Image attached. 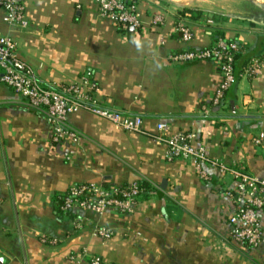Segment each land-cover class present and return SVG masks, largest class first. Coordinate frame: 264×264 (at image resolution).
<instances>
[{
    "label": "crops",
    "instance_id": "0c3cea01",
    "mask_svg": "<svg viewBox=\"0 0 264 264\" xmlns=\"http://www.w3.org/2000/svg\"><path fill=\"white\" fill-rule=\"evenodd\" d=\"M180 8L137 0L141 25L129 33L101 17L93 0H26V28L3 23L0 9V31L38 82L69 86L90 72L100 107L141 117L147 133L77 110L66 125L78 141L53 143L46 111L0 82V264H89L91 257L103 264H264V237L257 248L231 239L224 191L232 179L210 168L209 180L200 179L188 160H168L152 138L164 123L169 134L191 135L193 146H206L226 166L264 179V21L253 20L249 6L190 8L204 14L181 20L192 34L185 43L176 32ZM210 14L228 17L225 36L243 51L219 107L212 105L221 80L216 62L170 61L213 45ZM247 62L256 64L252 76L241 73ZM133 183L146 190L131 214L59 209L71 186ZM98 228L111 237L96 236Z\"/></svg>",
    "mask_w": 264,
    "mask_h": 264
},
{
    "label": "built area",
    "instance_id": "2783aa9c",
    "mask_svg": "<svg viewBox=\"0 0 264 264\" xmlns=\"http://www.w3.org/2000/svg\"><path fill=\"white\" fill-rule=\"evenodd\" d=\"M26 0H0L3 11V23L17 25L21 28L28 26L24 16ZM98 7L101 17L108 19L116 28L121 30H136L141 22L137 12V0H93ZM155 22H160L159 18ZM209 22V21H208ZM176 32L182 42H189L192 38L189 27L179 21ZM238 52L236 44L226 45L218 41L213 47L200 50H185L170 56L175 63H190L199 61H213L219 66L220 83L212 99V105L219 107L224 101V95L235 80L234 55ZM255 62H251L243 73L252 76ZM0 82L21 96L32 109L43 108L52 132V142L60 143L64 140L78 141V134L66 125L68 115L77 110L87 111L103 119L115 128L131 133H147L143 130V120L139 116H128L121 112L100 107L96 99L99 92L91 73L87 72L79 82L69 86L50 87L38 82L32 68L18 56L16 44L0 31ZM157 134L153 140L166 149L168 160H188L194 167L200 179L209 180L206 168L214 170L219 179L229 176L233 186L224 191V196L232 205V211L227 218L231 228V239L234 243L257 248L262 244L264 231V179L237 167L226 166L214 159L206 146H193L192 136L184 133L169 134V128L164 123L156 124ZM262 136L255 141L261 143ZM143 189L137 183L120 189H106L93 184L71 186L60 199L61 212L82 210L97 215L116 209L123 214L133 213L136 199ZM99 238L106 240L111 232L105 228L95 229ZM89 264H103L98 257H91ZM78 264V263H76Z\"/></svg>",
    "mask_w": 264,
    "mask_h": 264
},
{
    "label": "trees",
    "instance_id": "16d2710c",
    "mask_svg": "<svg viewBox=\"0 0 264 264\" xmlns=\"http://www.w3.org/2000/svg\"><path fill=\"white\" fill-rule=\"evenodd\" d=\"M177 14H178L180 20H186V21L187 20H192V21H195L197 19H200V17L204 13H203V11H200V10L190 9V8H187V7H181L178 10ZM209 16H210L212 22L216 23V24L207 25L208 29L211 32L212 38H213V45L210 46V47H213L218 41H222L226 45L233 43V44H236L238 46V52L234 55V65H233L234 76H236L235 75V63L241 58V54L243 52L242 51V47L240 45H238L234 39H228L225 36V30L223 29L221 24L225 23L226 21H228V17L223 16V15H214V14H210ZM129 31L130 30H126L127 33H129ZM247 66H248V62L241 66V69H240L241 73L244 71V69ZM139 187L141 189H143L144 191L146 190V185L144 183H140ZM70 212H72V211H70Z\"/></svg>",
    "mask_w": 264,
    "mask_h": 264
},
{
    "label": "rangeland",
    "instance_id": "374dc122",
    "mask_svg": "<svg viewBox=\"0 0 264 264\" xmlns=\"http://www.w3.org/2000/svg\"><path fill=\"white\" fill-rule=\"evenodd\" d=\"M173 7H187V8H213L219 9L223 7L227 10L247 9L248 6L252 7V11L249 15L253 20L257 18H262L264 21V0H193L191 3L186 5H179L170 3Z\"/></svg>",
    "mask_w": 264,
    "mask_h": 264
},
{
    "label": "bare ground",
    "instance_id": "6f19581e",
    "mask_svg": "<svg viewBox=\"0 0 264 264\" xmlns=\"http://www.w3.org/2000/svg\"><path fill=\"white\" fill-rule=\"evenodd\" d=\"M170 3L179 4V5H186L191 3L193 0H167Z\"/></svg>",
    "mask_w": 264,
    "mask_h": 264
},
{
    "label": "water",
    "instance_id": "95a60500",
    "mask_svg": "<svg viewBox=\"0 0 264 264\" xmlns=\"http://www.w3.org/2000/svg\"><path fill=\"white\" fill-rule=\"evenodd\" d=\"M130 31H132V29H130Z\"/></svg>",
    "mask_w": 264,
    "mask_h": 264
}]
</instances>
